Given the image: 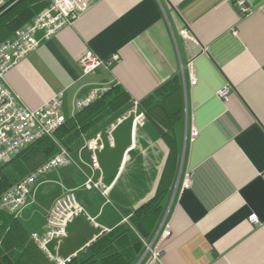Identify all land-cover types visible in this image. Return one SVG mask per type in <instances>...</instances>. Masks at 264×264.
<instances>
[{
  "label": "crops",
  "instance_id": "crops-1",
  "mask_svg": "<svg viewBox=\"0 0 264 264\" xmlns=\"http://www.w3.org/2000/svg\"><path fill=\"white\" fill-rule=\"evenodd\" d=\"M44 34L6 75L28 107L61 95L68 119L95 89L120 86L132 101L154 95L152 107L164 106L172 123L164 136L153 121L134 127V114L112 122L99 133L98 169L81 147L74 163L39 177L18 215L26 230L46 233L55 201L74 193L93 222L77 217L49 245L69 260L161 186L164 211L136 264H264V0H92L50 39ZM88 51L104 64L84 74L78 61ZM86 176L109 189V201L86 189ZM162 223L171 236L151 263L147 248Z\"/></svg>",
  "mask_w": 264,
  "mask_h": 264
},
{
  "label": "trees",
  "instance_id": "trees-1",
  "mask_svg": "<svg viewBox=\"0 0 264 264\" xmlns=\"http://www.w3.org/2000/svg\"><path fill=\"white\" fill-rule=\"evenodd\" d=\"M49 0H11L0 12V42L25 28L49 5ZM163 91V89H162ZM157 91L156 94L160 93ZM154 95L140 101L146 119L166 136L172 121L164 106L152 107ZM133 107L130 95L120 86L102 90L88 106L78 109L54 132L44 136L0 165V200L23 179L39 170L62 149L72 154L85 147L112 122ZM166 190L161 186L154 198L123 217L122 221L92 243L87 251L66 264H136L146 251V243L156 232L164 207ZM127 218V221H124ZM0 262L3 264H53L37 245L18 216L0 208Z\"/></svg>",
  "mask_w": 264,
  "mask_h": 264
},
{
  "label": "built area",
  "instance_id": "built-area-1",
  "mask_svg": "<svg viewBox=\"0 0 264 264\" xmlns=\"http://www.w3.org/2000/svg\"><path fill=\"white\" fill-rule=\"evenodd\" d=\"M11 0H0V12L7 8ZM49 5L36 15L25 28L17 30L12 36L0 42V165L7 162L13 155L28 147L30 144L44 136H53L54 132L65 122L66 118L61 114V95L52 97L37 109L28 107L16 92L7 83V73L23 58L33 52L40 44L36 38L38 30L44 31V37L50 39L60 29L75 21L86 12L92 0H49ZM242 12H248L250 8L242 1ZM181 34L188 37L183 30ZM117 57H114L115 60ZM84 74L94 73L104 64V61L96 57L91 51L80 57L78 61ZM197 80L192 78L191 84L196 85ZM102 89H95L86 99L79 100L77 108L81 109L92 103ZM228 87L219 92V96L226 101L229 97ZM139 101H133V107L118 121L134 114V127L144 124L147 120L145 113L140 109ZM113 126V125H112ZM198 135L194 129L192 136ZM86 149L91 153L93 170L99 168L96 153L103 147L101 135H96L87 141ZM130 158L129 151L125 154V160ZM74 163L72 155L62 149L54 158L42 166L39 170L29 175L9 190L0 200V208L18 216L26 206L29 194L36 185L39 177L53 168ZM190 186L184 182V189ZM85 187L88 190L99 191L108 201V188L102 186L101 181H95L91 176H86ZM85 215L92 222L84 207L72 192L57 199L50 211L47 221V231L43 235L33 234L37 245L49 256L53 264H66L69 260L63 258L60 253H52L49 245L58 242L68 236V226L74 219ZM127 221V218H124ZM252 224L258 223L257 215L249 218ZM171 236L169 227H164L156 237V243L148 246L147 252L151 254V263L157 261L161 254L162 244ZM59 246V245H58Z\"/></svg>",
  "mask_w": 264,
  "mask_h": 264
},
{
  "label": "water",
  "instance_id": "water-1",
  "mask_svg": "<svg viewBox=\"0 0 264 264\" xmlns=\"http://www.w3.org/2000/svg\"><path fill=\"white\" fill-rule=\"evenodd\" d=\"M0 264H3L2 262H0Z\"/></svg>",
  "mask_w": 264,
  "mask_h": 264
},
{
  "label": "rangeland",
  "instance_id": "rangeland-1",
  "mask_svg": "<svg viewBox=\"0 0 264 264\" xmlns=\"http://www.w3.org/2000/svg\"><path fill=\"white\" fill-rule=\"evenodd\" d=\"M168 238H169V237H168ZM168 238H167V239H168Z\"/></svg>",
  "mask_w": 264,
  "mask_h": 264
}]
</instances>
